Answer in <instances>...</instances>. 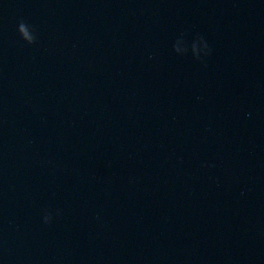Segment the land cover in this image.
<instances>
[{"label":"water","instance_id":"95a60500","mask_svg":"<svg viewBox=\"0 0 264 264\" xmlns=\"http://www.w3.org/2000/svg\"><path fill=\"white\" fill-rule=\"evenodd\" d=\"M0 264H264V0H0Z\"/></svg>","mask_w":264,"mask_h":264},{"label":"clouds","instance_id":"9594fccd","mask_svg":"<svg viewBox=\"0 0 264 264\" xmlns=\"http://www.w3.org/2000/svg\"><path fill=\"white\" fill-rule=\"evenodd\" d=\"M17 30L20 34L22 41H24L28 45H34L38 42V36L36 34V28L31 25L27 20L21 18L17 25ZM198 40L203 43V51L204 55H209L211 49L209 48L208 44L202 37H198ZM197 59H200L201 54L195 56ZM61 213L59 211L56 212V216H60ZM53 215L51 212L46 211L43 216V223L45 225H50L53 222Z\"/></svg>","mask_w":264,"mask_h":264}]
</instances>
